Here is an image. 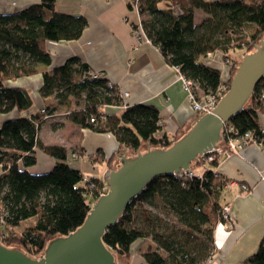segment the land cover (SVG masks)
I'll list each match as a JSON object with an SVG mask.
<instances>
[{
    "label": "trees",
    "instance_id": "16d2710c",
    "mask_svg": "<svg viewBox=\"0 0 264 264\" xmlns=\"http://www.w3.org/2000/svg\"><path fill=\"white\" fill-rule=\"evenodd\" d=\"M57 1L38 0L17 12L0 13V242L32 257L41 256L53 238L81 226L96 200L89 196L108 184L95 177L92 191L84 182L88 174L68 163L69 148L41 140L40 127L46 117L64 111L77 125L111 132L119 142L116 153L106 159L98 150L91 157L111 168L117 167L120 159L116 165L113 161L126 149L135 155L143 144L167 147L181 137L161 133L155 105L123 106L120 87L110 86L104 76H88L91 68L77 57L42 72L38 92L43 105L28 113L36 102L32 89L11 81L40 74L39 65L52 64L47 43L78 39L87 26L83 15L57 11ZM163 2L168 6L161 7ZM136 4L146 38L170 65L195 82L199 95L217 92L224 81L229 86L241 62L232 56L234 50L251 52L264 39V0H131L130 9L135 10ZM197 11L205 15L199 22ZM132 28L137 25L132 23ZM208 52L233 61L227 78L209 62ZM108 105L124 109L109 115L102 110ZM260 113H264V77L245 106L227 122L219 143L247 132L264 143ZM229 126L237 134L230 136ZM37 149L56 159L49 171L30 170L37 163ZM220 158L208 163L202 177L153 178L103 236L116 260H129L135 242L145 239L142 255L148 264L209 262L215 252L216 227L224 222L223 191L230 181L217 171ZM198 165L194 160L191 167ZM244 264H264V235Z\"/></svg>",
    "mask_w": 264,
    "mask_h": 264
},
{
    "label": "crops",
    "instance_id": "0c3cea01",
    "mask_svg": "<svg viewBox=\"0 0 264 264\" xmlns=\"http://www.w3.org/2000/svg\"><path fill=\"white\" fill-rule=\"evenodd\" d=\"M37 1L0 0V13L17 12ZM130 2L131 0L57 1V11L83 15L87 26L78 39L47 43L52 64L41 65L40 74L32 77L33 82H22L23 77L11 81L12 84L32 89L36 102L28 113L43 105V98H36L42 84V72L60 66L69 58L77 57L92 70L102 72L105 78L116 83L121 90L129 92L125 98L126 104L155 105L160 111L163 125L161 133H167L170 138L178 137L185 125L192 118L198 117L178 78L176 68L166 61L159 48L151 41L135 34L132 23L138 21V13L130 9ZM160 6L166 7L168 3L163 2ZM204 17L201 11L196 12V22ZM244 54L243 49H236L232 56L242 59ZM222 58L221 53H216L211 60L208 59L227 78L228 67ZM72 107H75V103ZM123 109V106L117 105L102 108L109 115H119ZM63 116L64 111H59L42 123L41 140L45 144L68 147V163L71 166L80 169L83 174L90 172L101 182H107L112 168L106 161L93 162L89 155L101 150L106 159L110 158L119 148L116 137L111 132H97L82 127ZM260 124L264 129V113H260ZM144 145L148 146L143 144L142 147ZM220 157L217 171L228 180L246 184L248 190L239 195L234 188H225L223 191V203L230 204L234 223L231 226L216 227L214 256L206 264H244L257 251L264 235V148L248 145L239 152L229 156L222 154ZM55 162L53 156L37 149V163L30 170L34 173L46 172L53 168ZM146 243L148 240L145 239L135 242L132 256L126 264H148L140 250Z\"/></svg>",
    "mask_w": 264,
    "mask_h": 264
},
{
    "label": "water",
    "instance_id": "95a60500",
    "mask_svg": "<svg viewBox=\"0 0 264 264\" xmlns=\"http://www.w3.org/2000/svg\"><path fill=\"white\" fill-rule=\"evenodd\" d=\"M263 77L264 39L243 55L229 90L213 111L192 118L180 138L167 147L144 145L135 155L126 149L116 158L113 165L120 161L109 172L108 191L95 200L81 226L50 240L39 257L0 242V264H125L127 260L117 261L104 243L107 228L118 222L126 206L153 178L188 170L199 155L220 145L225 123L245 106Z\"/></svg>",
    "mask_w": 264,
    "mask_h": 264
},
{
    "label": "built area",
    "instance_id": "2783aa9c",
    "mask_svg": "<svg viewBox=\"0 0 264 264\" xmlns=\"http://www.w3.org/2000/svg\"><path fill=\"white\" fill-rule=\"evenodd\" d=\"M135 10L138 13L137 4H136ZM134 24L137 25V28L133 29L135 34L137 36H140V37L144 36L146 40L150 41L149 39L146 38L145 33L143 31V27L141 24V19H140L139 13H138V21ZM216 53H218V52H208V58L211 60L212 56ZM224 61L227 65L228 64L233 65V61L231 59H224ZM174 68H176V70L178 72V78L182 81L183 87L187 91L188 98H189V101L191 103L192 108L196 111L197 115H199V116L202 114H205L207 112H212L213 111L212 109H214L216 107L218 101L221 99V97L230 88V84L228 86L226 81H224L220 85V87L218 88L217 92L212 93V94H208L205 96L199 95L196 93L197 86H196L195 82L192 79L188 78L184 73H182L179 70V68H177V67H174ZM87 73H88L87 75L92 77V78H98V77L104 76L102 72L92 70V69L88 70ZM109 85L110 86H112V85L118 86L116 83H114L112 81L109 82ZM128 95H129V92L121 90V96L124 100L123 106H126L125 98ZM94 120H95V118L91 117V121H94ZM226 124L227 123H225V125L223 127L222 137H223V132H224V128L226 127ZM226 132L229 133L230 136L232 135V133L237 134L235 132L233 126H229L228 128H226ZM226 140H227L226 142H222L220 145H216L212 149H209V150L205 151L204 153H202L201 155H199L195 159V161H198V163H199V165L196 167V169H193L190 166V168L188 170H183L182 172L175 174V175L181 176L182 174H186L188 176L197 175L199 177H202L205 170L207 169L208 163L210 161L214 160L215 158H217L218 156L220 158V156L222 154L229 156L234 152H239L240 150H242L244 147H246L248 145H256V146L264 148V143L262 141L256 139V138H254V136L250 132H247L243 135H237V136L232 135L231 137H229ZM108 176H109V173H108ZM94 178L95 177L93 175H84V182L86 183L87 187L89 189H91L92 191L96 188V184L93 181ZM225 186H227L231 189L234 188L237 195L241 194L245 190H248V186L246 184L240 183L236 180H230ZM108 188H109L108 184H103L102 187H100V189L98 190V193L95 196L94 195L93 196L97 199L100 195L106 193L108 191ZM223 217H224V222L220 223L219 225H222V226L233 225L234 218L231 215L230 204H225L224 211H223Z\"/></svg>",
    "mask_w": 264,
    "mask_h": 264
},
{
    "label": "rangeland",
    "instance_id": "374dc122",
    "mask_svg": "<svg viewBox=\"0 0 264 264\" xmlns=\"http://www.w3.org/2000/svg\"><path fill=\"white\" fill-rule=\"evenodd\" d=\"M222 59H223V58H222ZM224 62H225V61H224ZM225 64H226V63H225ZM226 66L228 67V71L230 70V68H232L231 65H229V64H228V65L226 64ZM38 68H39V71H40V69L42 68V66L39 65ZM228 71H227V72H228ZM226 76L228 77V73H227ZM28 77H29V78H27V77H23L22 82H25V83H30L31 81L33 82V80H32V77H33V76H28ZM27 81H28V82H27ZM36 98H37L38 100H40V97H39L38 94H36ZM63 117H66V115L63 116ZM66 118H67V117H66ZM47 119H49V117H46V120H47ZM67 148H68V147H67ZM139 151H140V149H139ZM89 157H92V155H89ZM117 157H119V156H117ZM117 157H116V158H117ZM114 160L116 161V159H114ZM113 162H114V161H113ZM97 165H99V164H97ZM95 171H96V170H95ZM109 171H110V170H109ZM89 173H90V172H89ZM89 173H88V174H89ZM90 175H92V174H90ZM225 188H229V187L225 186ZM89 199L93 201V200L95 199V197L89 196ZM94 202H95V200L93 201V203H94ZM93 203H92V205H93ZM24 223H25V222H24ZM22 227H23V225H22ZM22 227H21V228H22ZM3 237H5V236H2V238H3ZM146 245H147V243H146L145 246H144L143 248H141L140 250H144V249L146 248ZM36 256H37V255H36Z\"/></svg>",
    "mask_w": 264,
    "mask_h": 264
}]
</instances>
